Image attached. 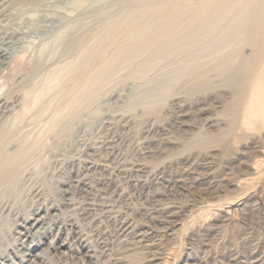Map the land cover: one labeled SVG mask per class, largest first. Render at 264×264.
<instances>
[{
	"label": "rangeland",
	"instance_id": "obj_1",
	"mask_svg": "<svg viewBox=\"0 0 264 264\" xmlns=\"http://www.w3.org/2000/svg\"><path fill=\"white\" fill-rule=\"evenodd\" d=\"M53 3L0 0V35L17 34L0 66V263L264 264V117L247 109L264 0L138 54L93 41L118 5L77 8L68 29Z\"/></svg>",
	"mask_w": 264,
	"mask_h": 264
},
{
	"label": "bare ground",
	"instance_id": "obj_2",
	"mask_svg": "<svg viewBox=\"0 0 264 264\" xmlns=\"http://www.w3.org/2000/svg\"><path fill=\"white\" fill-rule=\"evenodd\" d=\"M56 1H57V3H55L56 5L54 6V3H53V6L61 9V11L59 10L60 12H62V10H63V12L65 13V14H63V16H64L65 20H67V21L64 23V25H62V27L63 28L68 27V29L69 28H71V29L75 28V23H76L75 21L76 20L74 18H77V17H73V14L77 8L87 9V7H88V9H90L91 5L92 6L95 5L92 8V10L91 9L90 10L92 12H96V10L99 11L100 8L103 7L104 9H102L103 13H101V16H105L107 11L112 9L115 5H118L119 7H118L117 12L119 14L114 19L113 23L110 25V27H106L108 25L103 26L100 35H98V37L95 36L96 38L93 41L96 40L95 41V43H96L97 40L100 38L103 40V44L105 43L106 45H108V44L110 45V44H114V43L116 44L118 40H123L122 41L123 46L121 48V49H123V51L126 50L130 53L131 51L134 50V52L136 54H138V53L144 52L147 48L149 49L151 46H154L157 43V41L162 40V39L166 40L167 34L170 32V30H172L174 28H182L184 30L183 32H181L182 36L188 34V32L190 31L189 35L192 36V38L194 39V37H197L198 34L200 33V31L203 30V26L206 24H213L217 27H222L225 24H228L230 22V20L228 18L229 14L234 15L236 10L239 7L240 8L247 7L248 2L253 1V0H249L248 2H246L245 0H197L196 5H194V6H192V3H190L191 0H168L169 1L168 3L160 2L163 0H56ZM188 3H190V4L188 5ZM25 6L31 7L30 4H27L24 6L22 5L23 8L21 7V10L19 12L23 13L22 11H23ZM51 6H52V3L50 5V7ZM50 11H52V10H50ZM84 11H86V10H84ZM91 11H87V13L91 12ZM34 13L31 12L30 15H34ZM81 13H84V12H81ZM81 13H79V14H81ZM87 13H86V15H87ZM51 14H52V12H51ZM20 15L21 16H18L17 18L19 20H22L23 16H22V14H20ZM53 15H56V14L54 13ZM58 15H60V14H58ZM88 15H90V14H88ZM110 15H111V13H110ZM101 16H99V17H101ZM45 17H47V16H45ZM45 17H43L42 20L45 19ZM103 19H105V18H103ZM84 20H85V18H84ZM55 21L56 20L49 21L50 25H44L42 27H35V30H38L40 32L51 30V27H52L51 24H54ZM22 27L26 28V26H22ZM13 28H14V26H13ZM17 28H20V27L17 26ZM23 28H22V30H23ZM39 29H41V30H39ZM22 30H20V32H22ZM79 31H77V32H79ZM208 32H209V30H208ZM15 33H17V31ZM82 34H84V32ZM16 36H17V34H14V32L8 33V31L5 33H2L0 35V66L3 64V61L5 60V58L7 56L8 47H10V45L12 43H14L15 40H17ZM68 39H67V42H68ZM72 39H73L72 41H69V42H71V44L68 46V48L75 51L76 50L75 48L78 47L76 45V43L78 41L74 42L75 41L74 37ZM54 41H55V39H54ZM74 43H75V45H74ZM215 44H217V43H214V44L211 43L210 46L215 47L216 46ZM58 45H60V44H58ZM58 45H57V47H58ZM260 45H262V47L264 46L262 43ZM52 48H53L52 51L53 50L55 51L56 45H55V47H52ZM78 49H79V47H78ZM260 50H261V48H260ZM117 52H121V50H118ZM51 54H52V52H51ZM84 54H86V49L81 52L82 56H84ZM9 55H11V54H9ZM81 55H80V57H82ZM97 55H98V53H97ZM258 55H259V57L261 56L260 57V63H259L260 70L250 80L252 83V89H251L252 93L249 96L247 109L249 111L252 110L253 114H256L259 118H262V116L264 117V112L262 111L261 107L259 108V105L261 103H262V105L264 104V49L262 51H260V54H258ZM138 56H140V55H138ZM78 57H79V55L77 56V58ZM116 58H117V56L115 57V59ZM9 134H10V132H9ZM6 140H7V138L5 139V141ZM1 145L2 144H0V146ZM1 159H3V158L1 157ZM5 160H4V163H5ZM9 167H10V165H8V164H1L0 163V184L2 182H4L5 179H7V176L12 172V168L11 167L9 168ZM2 188H3V186H2ZM30 227L31 226L26 228V231L30 230ZM0 264H3V263H0Z\"/></svg>",
	"mask_w": 264,
	"mask_h": 264
}]
</instances>
